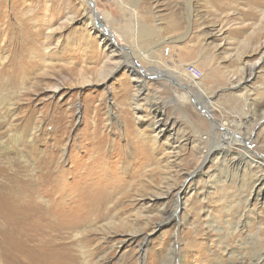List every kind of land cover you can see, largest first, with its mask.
Returning <instances> with one entry per match:
<instances>
[{"label": "rangeland", "instance_id": "1", "mask_svg": "<svg viewBox=\"0 0 264 264\" xmlns=\"http://www.w3.org/2000/svg\"><path fill=\"white\" fill-rule=\"evenodd\" d=\"M91 1L0 0V190L77 213L99 196L64 235L74 264H253L264 0Z\"/></svg>", "mask_w": 264, "mask_h": 264}, {"label": "bare ground", "instance_id": "2", "mask_svg": "<svg viewBox=\"0 0 264 264\" xmlns=\"http://www.w3.org/2000/svg\"><path fill=\"white\" fill-rule=\"evenodd\" d=\"M80 1L82 2V4L84 3L87 5L94 4L91 0H80ZM85 4L84 6H86ZM86 15L87 16L85 22H87V26L89 25V29L91 31L92 26L94 27L93 21L88 12L86 13ZM143 58L147 59L148 56L143 55ZM131 65H134V63H132ZM169 75L170 77H172V76H179L180 74L178 71H173ZM194 80H192L191 83L193 84V86H195L198 89V96L201 99L202 98L204 99L205 93L198 87L197 82H195ZM188 86H190L189 83L186 87ZM206 100L209 101V98L206 97ZM210 107H212L211 103L207 104L206 106L203 105V108L206 109L207 111L210 109ZM226 126H227L226 123H221L220 125L217 124L215 128L218 127L225 128ZM231 134L233 135L234 133ZM243 157L245 159L246 158L251 159L250 154L247 153H244ZM19 181L20 180H17L16 177L14 178L11 177L6 183L3 182H2L3 184L1 183L0 264H74L75 259L72 255L70 256L69 254L70 249L66 247V244L64 243L65 241L64 235L65 233H69L71 231L72 234L75 233L74 234L76 236L75 239L78 238L77 236H79V232L77 230L80 227V225L83 223V221L87 219L88 210L85 211V209L87 208L86 206L89 207V205L97 203L100 197L96 195L86 196L85 200H81V201H85L84 210L82 212L80 211L77 213L75 211L74 212L72 211V206L64 205L66 203V202L64 203L65 199L62 200L63 204H61L60 201L58 200L59 198L57 197V195H55L57 198L54 199L53 196L52 197L49 196L50 197V198L48 197L49 200L52 201L51 208H49L48 211H45L44 209L32 204V202L30 201L31 199L30 195L26 194L25 189H23L22 191V187L24 185L23 186L21 185L23 182L20 183ZM23 184H25V182ZM96 189L98 190V188ZM52 190H54L53 187ZM1 191H5L6 194L2 193ZM88 192L86 194H89ZM48 193L50 194V192ZM90 193L100 194L98 192L94 193L92 191H90ZM41 200L42 199H40V201ZM78 205L79 203L76 206L78 207ZM256 249L253 248L251 249L252 254L255 256L254 257L255 260H253V264H262V262L264 261V251L260 250L259 248ZM65 251L68 252V255H65Z\"/></svg>", "mask_w": 264, "mask_h": 264}, {"label": "built area", "instance_id": "3", "mask_svg": "<svg viewBox=\"0 0 264 264\" xmlns=\"http://www.w3.org/2000/svg\"><path fill=\"white\" fill-rule=\"evenodd\" d=\"M186 71L195 80H199L202 77L201 72L194 66H188Z\"/></svg>", "mask_w": 264, "mask_h": 264}, {"label": "water", "instance_id": "4", "mask_svg": "<svg viewBox=\"0 0 264 264\" xmlns=\"http://www.w3.org/2000/svg\"><path fill=\"white\" fill-rule=\"evenodd\" d=\"M105 34L108 35L109 38H111V40H110V44H111L112 46H114V47H115L116 49H118V50H120V49L124 50V49H125L124 46L118 45V44L116 43V41L114 40V38L110 35V33H109L108 31H106ZM134 66H135L136 68H138L140 72L144 73L143 70H142V68H141L137 63H134ZM128 68H129V67H128ZM132 70H133V68H132Z\"/></svg>", "mask_w": 264, "mask_h": 264}]
</instances>
